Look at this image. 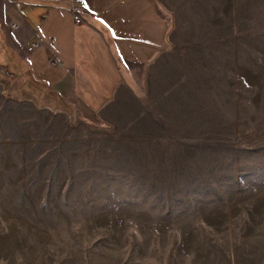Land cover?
<instances>
[{
  "label": "rangeland",
  "instance_id": "obj_1",
  "mask_svg": "<svg viewBox=\"0 0 264 264\" xmlns=\"http://www.w3.org/2000/svg\"><path fill=\"white\" fill-rule=\"evenodd\" d=\"M157 3L173 50L236 38V134L117 140L6 105L0 264H264V0Z\"/></svg>",
  "mask_w": 264,
  "mask_h": 264
},
{
  "label": "crops",
  "instance_id": "obj_2",
  "mask_svg": "<svg viewBox=\"0 0 264 264\" xmlns=\"http://www.w3.org/2000/svg\"><path fill=\"white\" fill-rule=\"evenodd\" d=\"M85 1L76 24L72 0H0V123L15 104L71 132L114 131L117 140L236 134L235 37L218 49L176 51L157 0ZM195 57L232 59L228 80L206 76ZM18 139L0 126V144Z\"/></svg>",
  "mask_w": 264,
  "mask_h": 264
},
{
  "label": "built area",
  "instance_id": "obj_3",
  "mask_svg": "<svg viewBox=\"0 0 264 264\" xmlns=\"http://www.w3.org/2000/svg\"><path fill=\"white\" fill-rule=\"evenodd\" d=\"M86 5V1L85 0H72L71 2V14L73 17V20L76 24H80L84 22V7ZM37 46V44H33L31 46L28 47V51H32L35 47ZM51 61H54V58L51 59ZM0 70H2V68L0 67Z\"/></svg>",
  "mask_w": 264,
  "mask_h": 264
}]
</instances>
